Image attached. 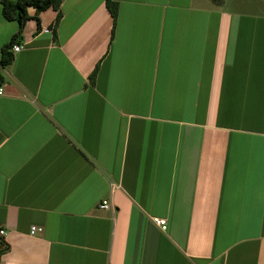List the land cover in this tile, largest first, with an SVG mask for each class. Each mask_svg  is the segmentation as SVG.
Instances as JSON below:
<instances>
[{"label": "crops", "instance_id": "obj_1", "mask_svg": "<svg viewBox=\"0 0 264 264\" xmlns=\"http://www.w3.org/2000/svg\"><path fill=\"white\" fill-rule=\"evenodd\" d=\"M114 2L0 67V264H264V11ZM18 28L0 0V61Z\"/></svg>", "mask_w": 264, "mask_h": 264}, {"label": "trees", "instance_id": "obj_2", "mask_svg": "<svg viewBox=\"0 0 264 264\" xmlns=\"http://www.w3.org/2000/svg\"><path fill=\"white\" fill-rule=\"evenodd\" d=\"M215 1V0H214ZM62 0H18L17 2H11L8 0H2L3 4V16L8 21H15L18 23V32L12 41L2 49V57L0 61V67L5 68L9 66L14 59L12 48L21 39L24 26L28 20L34 19L39 23V14L42 11L53 8L58 12L57 21L61 17ZM221 3L222 0H216ZM106 5L114 19L118 15V4L114 0H106ZM34 9L35 15L32 17L29 15V10Z\"/></svg>", "mask_w": 264, "mask_h": 264}, {"label": "built area", "instance_id": "obj_3", "mask_svg": "<svg viewBox=\"0 0 264 264\" xmlns=\"http://www.w3.org/2000/svg\"><path fill=\"white\" fill-rule=\"evenodd\" d=\"M46 32H50L51 30H45ZM22 50V45L21 44H15L14 46H13V48H12V52L13 53H18V52H20ZM2 93V89H0V94ZM101 208L102 209H109V203H108V201H104V202H102V204H101ZM154 223L157 225V226H159V227H161L163 230H166V228H167V221L166 220H164V219H161V218H154ZM43 230H42V228H38V227H32L31 228V234L32 235H34V234H37V233H40V232H42ZM4 234V232H1V235H3Z\"/></svg>", "mask_w": 264, "mask_h": 264}, {"label": "rangeland", "instance_id": "obj_4", "mask_svg": "<svg viewBox=\"0 0 264 264\" xmlns=\"http://www.w3.org/2000/svg\"><path fill=\"white\" fill-rule=\"evenodd\" d=\"M214 1V0H213ZM251 11L257 13L264 11V0H243ZM216 2V0L214 1ZM219 4V2H217ZM34 11V9H32Z\"/></svg>", "mask_w": 264, "mask_h": 264}]
</instances>
